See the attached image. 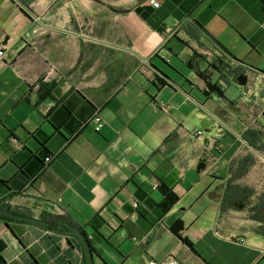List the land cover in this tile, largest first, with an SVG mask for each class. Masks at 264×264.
Segmentation results:
<instances>
[{"label":"crops","instance_id":"1","mask_svg":"<svg viewBox=\"0 0 264 264\" xmlns=\"http://www.w3.org/2000/svg\"><path fill=\"white\" fill-rule=\"evenodd\" d=\"M141 1L0 0V203L93 264H264V0ZM49 227L0 264H83Z\"/></svg>","mask_w":264,"mask_h":264},{"label":"water","instance_id":"2","mask_svg":"<svg viewBox=\"0 0 264 264\" xmlns=\"http://www.w3.org/2000/svg\"><path fill=\"white\" fill-rule=\"evenodd\" d=\"M0 216H4L10 219H17L20 221H25V222H31L34 224H37L41 227H49L50 222L41 218H36V217H31L23 214H18L15 213L8 208H0ZM55 232L64 234V235H72L77 237L83 247V254H84V263L83 264H93V255H92V250L89 242L87 241L85 234L76 226L73 225H68L67 228L65 229H60V228H55Z\"/></svg>","mask_w":264,"mask_h":264},{"label":"built area","instance_id":"3","mask_svg":"<svg viewBox=\"0 0 264 264\" xmlns=\"http://www.w3.org/2000/svg\"><path fill=\"white\" fill-rule=\"evenodd\" d=\"M140 5L146 6L151 5L153 7H158L160 5V0H143L140 2ZM2 56V50L0 49V57ZM93 122H95L98 126L102 124V121L98 115L93 117ZM50 157H45V161H49ZM157 184H154L153 187H156ZM136 201H134V205H136ZM89 238V237H88ZM147 264H177V259L174 257H165L163 259H154L151 258L148 260Z\"/></svg>","mask_w":264,"mask_h":264},{"label":"trees","instance_id":"4","mask_svg":"<svg viewBox=\"0 0 264 264\" xmlns=\"http://www.w3.org/2000/svg\"><path fill=\"white\" fill-rule=\"evenodd\" d=\"M210 87L213 88V86H211V85H210ZM263 116H264V111H263ZM163 192L165 194V198L162 200L161 206H162V208L164 210H167V209L170 208V206L172 205V203L175 201L176 197L167 188H164L163 189ZM5 207L6 206L4 204L0 203V208H5ZM0 218L10 220V218L4 217V216H0ZM46 219H47V221L50 222V226L53 227V228L63 227V224L60 221H58V220H50L49 218H46ZM48 228L50 229V227H48ZM85 237H86L87 241L90 244V239L88 238V236L86 234H85Z\"/></svg>","mask_w":264,"mask_h":264}]
</instances>
